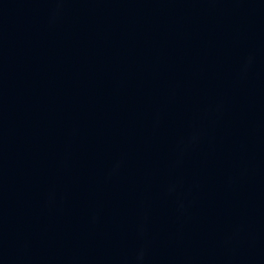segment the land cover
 <instances>
[{
	"label": "water",
	"instance_id": "obj_1",
	"mask_svg": "<svg viewBox=\"0 0 264 264\" xmlns=\"http://www.w3.org/2000/svg\"><path fill=\"white\" fill-rule=\"evenodd\" d=\"M0 264H264V0H0Z\"/></svg>",
	"mask_w": 264,
	"mask_h": 264
}]
</instances>
